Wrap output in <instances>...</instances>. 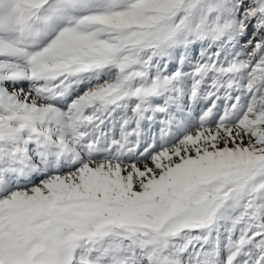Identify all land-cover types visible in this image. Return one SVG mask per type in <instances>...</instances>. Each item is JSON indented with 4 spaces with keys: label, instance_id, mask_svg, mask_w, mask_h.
<instances>
[{
    "label": "snow or ice",
    "instance_id": "snow-or-ice-1",
    "mask_svg": "<svg viewBox=\"0 0 264 264\" xmlns=\"http://www.w3.org/2000/svg\"><path fill=\"white\" fill-rule=\"evenodd\" d=\"M0 264H264V0H0Z\"/></svg>",
    "mask_w": 264,
    "mask_h": 264
}]
</instances>
